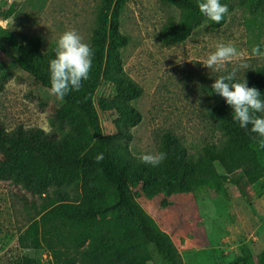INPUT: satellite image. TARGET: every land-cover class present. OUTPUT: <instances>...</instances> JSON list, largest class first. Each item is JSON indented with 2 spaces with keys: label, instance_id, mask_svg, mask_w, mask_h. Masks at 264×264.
Returning a JSON list of instances; mask_svg holds the SVG:
<instances>
[{
  "label": "trees",
  "instance_id": "1",
  "mask_svg": "<svg viewBox=\"0 0 264 264\" xmlns=\"http://www.w3.org/2000/svg\"><path fill=\"white\" fill-rule=\"evenodd\" d=\"M161 1L180 12L178 23L160 34L165 46L183 44L203 22L217 30L226 21L225 16L219 24L206 19L197 0ZM124 4L125 0H102L90 40L94 51L90 77L79 91L60 99L63 104L50 119L52 126L66 127L65 131L57 136L18 126L8 132L0 123V182L8 183L5 186L20 198L22 190L40 199L37 208L31 206L34 213L18 244L23 249L45 251L48 264H155L150 248L164 264H182L173 242L136 203L132 189L141 186L147 197L164 196L165 206L173 195L221 190L226 182L242 192L243 180L264 178V144L250 128H241L232 119L233 109L213 94L211 86L207 89L211 100L207 117L222 134L220 144H207L191 156L167 132L159 147L166 159L155 167L128 152L129 131L142 119L131 103L141 98L143 90L123 69L121 50L128 39L119 32L117 16ZM0 32L5 34L0 50L50 91L49 61L55 58V47L42 53L40 38L21 44L6 30ZM101 78L115 92L114 97L100 102L103 111L118 114L115 133L110 136L103 134L93 102ZM247 82L264 99V66L251 72ZM99 153L103 159L97 163ZM214 164L224 174H218ZM15 264L42 263L23 256ZM229 264H264V253L257 263L244 254Z\"/></svg>",
  "mask_w": 264,
  "mask_h": 264
},
{
  "label": "rangeland",
  "instance_id": "2",
  "mask_svg": "<svg viewBox=\"0 0 264 264\" xmlns=\"http://www.w3.org/2000/svg\"><path fill=\"white\" fill-rule=\"evenodd\" d=\"M102 0H0V30L18 43L40 38L42 53L57 46L59 36L75 29L91 45L96 15ZM227 5L226 21L217 30L206 22L180 45L165 46L162 31L176 25L180 12L161 0H125L117 16L119 32L128 39L121 50L126 75L143 90L131 105L141 114V122L129 133L128 152L138 158L158 153L163 134L175 135L188 155L195 156L205 145L222 142L221 132L207 117L211 100L207 89L221 74L237 68L236 80H247L264 57H253L251 49L264 43V0H221ZM5 34L0 32V43ZM3 41V40H2ZM3 43V42H2ZM220 43H231L241 54L214 72L203 66ZM4 47L11 52V46ZM12 53V52H11ZM240 62L248 68L239 69ZM0 123L8 132L18 126L40 128L59 136L66 127L52 126L50 119L63 102L43 88L0 50ZM115 96L111 83L101 78L94 94L102 132L115 133L118 114L105 112L100 102ZM218 174L223 169L214 164ZM240 172V171H239ZM237 172L236 174H238ZM8 183L0 182V264H15L23 256L50 262L43 250L20 248L19 235L28 226L40 199L29 193L16 195ZM242 192L226 182L221 190L165 197H147L141 186L132 189L136 203L169 236L182 264H229L249 254L255 263L264 253V178L243 180ZM151 249L155 264H164Z\"/></svg>",
  "mask_w": 264,
  "mask_h": 264
},
{
  "label": "clouds",
  "instance_id": "3",
  "mask_svg": "<svg viewBox=\"0 0 264 264\" xmlns=\"http://www.w3.org/2000/svg\"><path fill=\"white\" fill-rule=\"evenodd\" d=\"M200 13L208 20L219 24L228 7L220 0H197ZM241 54L231 43H220L215 51L210 53L204 61L203 66L214 72L225 70L227 63L238 58ZM253 57H264L259 44L253 45L251 49ZM94 51L90 44L84 42L83 38L75 29L63 32L55 48V58L49 61L50 92L58 99H63L72 91H79L82 82L90 77ZM239 69L248 68L246 62H240ZM237 68L226 74L219 75L211 84L213 94L222 97L225 103L233 109L232 119L239 123L244 129H249L257 134L261 143L264 144V99L256 87H249L247 80H236ZM103 159V153L95 156L99 163ZM142 163L158 166L166 159V153H145L138 157Z\"/></svg>",
  "mask_w": 264,
  "mask_h": 264
}]
</instances>
